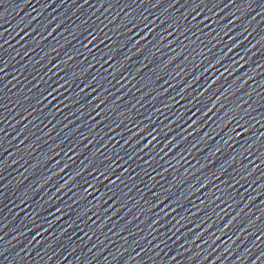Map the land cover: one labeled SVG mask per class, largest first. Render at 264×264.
Returning <instances> with one entry per match:
<instances>
[{
    "label": "water",
    "instance_id": "95a60500",
    "mask_svg": "<svg viewBox=\"0 0 264 264\" xmlns=\"http://www.w3.org/2000/svg\"><path fill=\"white\" fill-rule=\"evenodd\" d=\"M0 264H264V0H0Z\"/></svg>",
    "mask_w": 264,
    "mask_h": 264
}]
</instances>
